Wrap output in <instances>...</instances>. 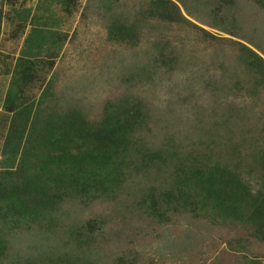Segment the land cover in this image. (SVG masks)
<instances>
[{
  "label": "rangeland",
  "instance_id": "374dc122",
  "mask_svg": "<svg viewBox=\"0 0 264 264\" xmlns=\"http://www.w3.org/2000/svg\"><path fill=\"white\" fill-rule=\"evenodd\" d=\"M146 1L77 0L65 9L63 0H0V70L3 61L9 70L0 75V170L8 89L36 102L41 117L77 108L91 122L109 102L139 101L146 124L138 139L146 148L171 152L172 163L240 160L246 173L241 157L264 144V11L183 0L190 24L169 23L144 17ZM111 14L136 23L133 43L108 40ZM26 35L27 46L40 35L45 44L36 42L43 49L34 54L30 82L28 74L17 75L21 83L11 88ZM251 51L263 60L259 71L244 62ZM158 160L132 171L114 198L69 200L51 225L6 230L0 264H50L62 256L94 264H114L120 256L135 264H264V241L247 225L164 204L163 214L151 213L148 193L158 197L172 176L171 161ZM245 176L260 184L256 172Z\"/></svg>",
  "mask_w": 264,
  "mask_h": 264
},
{
  "label": "trees",
  "instance_id": "16d2710c",
  "mask_svg": "<svg viewBox=\"0 0 264 264\" xmlns=\"http://www.w3.org/2000/svg\"><path fill=\"white\" fill-rule=\"evenodd\" d=\"M76 1L63 0L65 9ZM146 2L144 17L190 24L173 0ZM137 34L136 23L122 15H109L108 40L133 43ZM35 39L42 44L41 35ZM251 52L252 56L244 62L259 71L263 60ZM18 82L16 77L11 88ZM21 96L19 91L8 90L5 97V109L11 115L1 150L4 163L0 170V258L7 250L6 230L22 223L51 225L53 213L69 200L86 203L114 198L132 171L157 159L171 161L172 176L158 197L152 190L148 193L151 213L163 214L160 208L164 204L165 209L180 207L195 215L231 218L250 227L252 235L264 241V144L241 157L246 173L239 169L240 160L238 165L209 158L201 163H172L171 152L149 150L138 139L146 124L139 101L122 98L109 102L101 119L91 122L77 108L54 110L41 117L36 102H24ZM253 172L261 178L256 187L245 176ZM94 223L88 221L89 227ZM50 264L94 263L73 262L62 256ZM114 264L135 263L120 256Z\"/></svg>",
  "mask_w": 264,
  "mask_h": 264
},
{
  "label": "crops",
  "instance_id": "0c3cea01",
  "mask_svg": "<svg viewBox=\"0 0 264 264\" xmlns=\"http://www.w3.org/2000/svg\"><path fill=\"white\" fill-rule=\"evenodd\" d=\"M174 2L179 6V8H182L181 4L183 5L185 2L183 0H174ZM212 2L214 3V9L218 10V9H224V8H238V6H235L237 3H242V4H251L252 8L250 9H257L260 11H264V0H212ZM240 8V6H239ZM1 36V35H0ZM16 35H14L13 33H10V37L15 38ZM32 38L30 35H26L23 38V42L22 46L20 48V52L22 51V47H25V51L23 53H25V57L24 56H19L16 60V66L17 68L14 70V74L12 77H14L13 81L15 80V78L18 76L17 75H21V74H28L29 75V80H26V83L30 82L31 79V74H33L35 72V64H34V54L36 53V51L42 50L43 47L41 49H38L37 46L33 43L32 45L28 44V40L26 39ZM45 38L44 41H42L41 45L45 44ZM39 45V46H41ZM37 48V49H36ZM8 56V55H7ZM2 64L4 65V67L2 68V70H0V75H8V69L6 66H8V64H5L4 61L2 62ZM1 65V64H0ZM28 69V70H27ZM23 75V76H24ZM11 80L9 81V84L13 83L11 82ZM20 83V81H19ZM9 88V87H8ZM8 89L6 90L7 93ZM5 93V95H6ZM6 97V96H5Z\"/></svg>",
  "mask_w": 264,
  "mask_h": 264
}]
</instances>
